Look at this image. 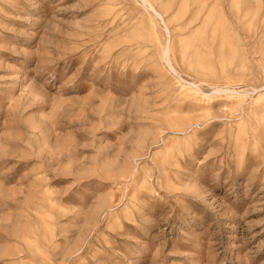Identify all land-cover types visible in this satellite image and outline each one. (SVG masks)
I'll list each match as a JSON object with an SVG mask.
<instances>
[{
  "label": "rangeland",
  "instance_id": "374dc122",
  "mask_svg": "<svg viewBox=\"0 0 264 264\" xmlns=\"http://www.w3.org/2000/svg\"><path fill=\"white\" fill-rule=\"evenodd\" d=\"M262 10L0 0V264H264Z\"/></svg>",
  "mask_w": 264,
  "mask_h": 264
},
{
  "label": "bare ground",
  "instance_id": "6f19581e",
  "mask_svg": "<svg viewBox=\"0 0 264 264\" xmlns=\"http://www.w3.org/2000/svg\"><path fill=\"white\" fill-rule=\"evenodd\" d=\"M229 9H230V7H229ZM224 11V10H223ZM223 11H222V9H220V17L218 16V18H217V20H226V14L224 15V13H223ZM229 11V10H228ZM263 11V10H262ZM264 12V11H263ZM229 14H231L232 15V13L229 11ZM208 15V14H207ZM264 15V14H263ZM238 16V15H237ZM255 16V15H254ZM259 16V15H258ZM262 16V15H261ZM210 18V17H209ZM261 18V17H260ZM211 19V18H210ZM243 19V18H242ZM263 19V18H262ZM261 19V20H262ZM241 20V19H240ZM221 27V26H220ZM219 27V28H220ZM225 36V35H224ZM221 42H220V44L222 43V42H224L225 41V39H226V36H225V38L223 37V36H221ZM224 44H225V42H224ZM221 46V45H220ZM222 47V46H221Z\"/></svg>",
  "mask_w": 264,
  "mask_h": 264
}]
</instances>
